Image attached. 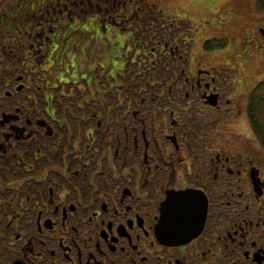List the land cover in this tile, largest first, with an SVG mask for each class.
Here are the masks:
<instances>
[{"label": "flooded vegetation", "instance_id": "flooded-vegetation-1", "mask_svg": "<svg viewBox=\"0 0 264 264\" xmlns=\"http://www.w3.org/2000/svg\"><path fill=\"white\" fill-rule=\"evenodd\" d=\"M37 1L0 16V264H264V10L234 64L148 0Z\"/></svg>", "mask_w": 264, "mask_h": 264}, {"label": "rangeland", "instance_id": "rangeland-1", "mask_svg": "<svg viewBox=\"0 0 264 264\" xmlns=\"http://www.w3.org/2000/svg\"><path fill=\"white\" fill-rule=\"evenodd\" d=\"M260 1L261 0H148L151 5L156 6V12L163 11L167 16H180L185 18V20L173 19L172 22L174 25H178L184 30L185 36L189 41L191 40L189 38L190 36L194 33L197 34L198 37H194L193 44L195 46V54H204L201 51V46L206 40H214V43L218 42L224 47L232 44L234 48L233 52L218 55V62L231 61L234 64L237 63V52L242 50V39L246 40L248 38V36L243 34V30L249 22L248 16H250V19L254 18L252 16H260L258 13V11H260L259 9L264 10V0H262V4ZM35 2L32 3V1H30L28 4L33 5ZM45 2L50 3L51 0H38L34 8H37L41 3L44 4ZM214 4L217 6L215 13L210 12V10L206 8ZM15 7L16 3L14 0H0V16H9V13L12 14L10 11ZM22 7H24V5ZM83 9L84 10L77 11L81 16H85L83 11H89L91 8L87 7ZM26 11L29 12L30 16L33 15L31 8L29 10L26 9ZM74 13V11L71 12L72 15ZM24 14L27 13L22 12L18 14V16H23ZM225 17H236V21L234 23L231 22L230 26H222L225 20L221 18ZM251 22V30H253L254 22ZM258 25H260V21Z\"/></svg>", "mask_w": 264, "mask_h": 264}, {"label": "trees", "instance_id": "trees-1", "mask_svg": "<svg viewBox=\"0 0 264 264\" xmlns=\"http://www.w3.org/2000/svg\"><path fill=\"white\" fill-rule=\"evenodd\" d=\"M30 1H35V0H14V2L16 3V7L12 9V14L9 13V16H18V14L22 13V12H26V16H29V12L26 11L30 9V5L28 4ZM261 4H262V0H261ZM24 5V7H22ZM16 9V11H15ZM2 16V15H1ZM7 16V15H5Z\"/></svg>", "mask_w": 264, "mask_h": 264}]
</instances>
